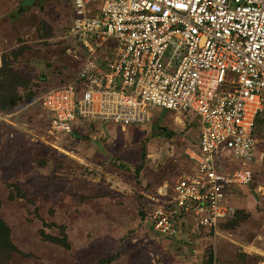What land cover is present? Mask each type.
<instances>
[{
  "label": "rangeland",
  "instance_id": "374dc122",
  "mask_svg": "<svg viewBox=\"0 0 264 264\" xmlns=\"http://www.w3.org/2000/svg\"><path fill=\"white\" fill-rule=\"evenodd\" d=\"M72 18L71 0H0V67L5 57L26 79L22 103L0 109V216L18 248L6 261L0 250V264H264V110L254 179L228 195L234 217L212 229L187 217L165 237L153 230L151 198L195 165L185 152L197 139L192 112L156 107L139 126L86 120L57 134L37 99L24 105L26 92L34 97L82 67L86 53L73 56L79 45L67 32ZM169 57L178 58L171 45ZM61 232L68 247L43 236Z\"/></svg>",
  "mask_w": 264,
  "mask_h": 264
},
{
  "label": "built area",
  "instance_id": "2783aa9c",
  "mask_svg": "<svg viewBox=\"0 0 264 264\" xmlns=\"http://www.w3.org/2000/svg\"><path fill=\"white\" fill-rule=\"evenodd\" d=\"M71 13L73 56L86 58L37 97L50 131L70 134L86 120L139 126L156 107L190 111L198 131L185 152L195 165L151 198L160 199L153 230L174 236L187 217L212 229L233 215L228 195L255 176L264 0H71ZM169 45L175 63L163 60Z\"/></svg>",
  "mask_w": 264,
  "mask_h": 264
},
{
  "label": "trees",
  "instance_id": "16d2710c",
  "mask_svg": "<svg viewBox=\"0 0 264 264\" xmlns=\"http://www.w3.org/2000/svg\"><path fill=\"white\" fill-rule=\"evenodd\" d=\"M2 62L3 63L0 67V109L7 111V110H12L14 108V106L17 107L19 104L22 103L21 102L22 95L19 94V91L17 89H18V86H22L26 83V79H23L21 77V75L19 74V72L17 70L13 69L11 67L12 65L10 63L6 62L5 57H2ZM8 77L11 80H14L15 82L12 83L11 80L10 81L7 80ZM71 77H72V75H71ZM68 80H69V78L64 80V82H66ZM60 84H62V83H60ZM38 95H35L34 97H32L33 95L31 93L29 94L28 92H26L23 95L24 101H25L24 105L26 103H30L29 101H32L34 104L35 99H37ZM257 118H258V115H257L256 120H255V125L257 123ZM261 120L264 123V120L263 119H261ZM235 213H236V211H235ZM235 213L227 219L229 220V219L233 218ZM43 236L48 241L58 243L62 246L68 247V243L66 241V235L63 234V232H61L59 236H52V235H47V234H44ZM169 237H171V236H169ZM3 243L6 244L5 247H2ZM0 250L4 251V253H5V254H3V257L0 255V257H2V259H4L5 261L9 258L10 254H12V252H15L18 250V248L16 247V245L13 243V241L11 239L10 228L1 216H0ZM111 260H112L111 258H107V259L99 260L95 264H106L107 262H109ZM0 262H1V259H0Z\"/></svg>",
  "mask_w": 264,
  "mask_h": 264
},
{
  "label": "crops",
  "instance_id": "0c3cea01",
  "mask_svg": "<svg viewBox=\"0 0 264 264\" xmlns=\"http://www.w3.org/2000/svg\"><path fill=\"white\" fill-rule=\"evenodd\" d=\"M182 227H184V226H183V225H180V226L178 227V231H181ZM195 230H196V231H199V228L196 227ZM178 233H180V232H178ZM178 233H177V234H178ZM171 237H173V236H171Z\"/></svg>",
  "mask_w": 264,
  "mask_h": 264
},
{
  "label": "clouds",
  "instance_id": "9594fccd",
  "mask_svg": "<svg viewBox=\"0 0 264 264\" xmlns=\"http://www.w3.org/2000/svg\"><path fill=\"white\" fill-rule=\"evenodd\" d=\"M41 93H42V92H41ZM41 93H40V94H41ZM165 237H168V236H165Z\"/></svg>",
  "mask_w": 264,
  "mask_h": 264
}]
</instances>
